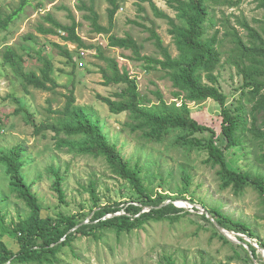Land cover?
<instances>
[{
  "label": "trees",
  "instance_id": "trees-1",
  "mask_svg": "<svg viewBox=\"0 0 264 264\" xmlns=\"http://www.w3.org/2000/svg\"><path fill=\"white\" fill-rule=\"evenodd\" d=\"M107 1L109 4L107 26L98 23L99 15L94 9L93 0H89V4L81 0L78 7L88 12L85 18L91 22L93 31L99 34L111 33L119 8L116 0ZM141 1H148L155 16L167 21L168 33L172 36L178 54L176 56L170 54L161 36L152 27L148 28L149 39L159 51L160 58L142 55L141 45L130 35L117 37L110 34L108 46L131 50L132 55L126 58L141 61L148 71L162 70L171 81L175 100L167 102L157 91V101H152L140 93L136 79L131 77L126 69L120 70L115 59L109 58H105L108 62L107 69H101L103 84L119 85V90L110 96L96 95L110 113L128 112L130 122L126 124L132 132L139 131V138L142 140L139 148L141 155L134 163L122 154L115 142L109 140L100 121L86 108L75 104L72 90L70 95L66 96L64 107L55 111L60 115L55 123H35L32 113L28 112L18 99L19 107L15 111V113L24 112V119L33 126L35 135L51 130L54 132L57 146H67L75 154L103 160L109 171L118 180L124 181L123 188L128 192L129 201H115L102 205L96 191L97 182L90 179L85 187L91 201L88 212L58 211L43 217L41 211L44 206L32 189L35 181H28L24 171L32 162L30 155L26 154V147L16 144L7 149L0 148V167L8 188L5 195L0 193V205L8 196L13 195L22 204L24 210L23 216L18 217L10 228H4L2 225L4 215L0 208L1 227L18 245V250L13 251L3 241L4 233L0 234V264H65L61 254L70 251L77 258L75 243L82 239L101 241L108 244V248L112 250L111 241L120 243L125 235L140 230L146 232V225L160 222L171 225L194 214L209 226L188 219L190 222L197 223L199 229L211 231V238H218L231 246L234 254L228 257L229 260L238 259L241 260V264H253V260L260 259L259 249L252 243L255 242L264 249V241L257 239L255 232L246 223L233 220L218 207L206 206L200 200L201 206L211 214L219 226L254 240L247 242L243 237L235 235L241 242L239 246L247 255L242 257L236 247L214 226L205 212L200 213L196 207L190 209L174 204L176 200L186 199L184 192L187 191L192 179L190 174L192 164L186 161L178 163L181 177L179 194H165L153 188L154 179H159L158 185H163L166 181L158 171L160 165L150 159L151 153L144 154L143 149L147 144L166 143L167 147L182 153H203L205 155L203 164L216 169L220 189H231L233 194L242 195L250 188L257 193L264 207V174L230 167L223 149L240 146L250 155L252 151H248V142L251 145L257 144L262 152L256 158L264 163V36L244 17L235 16L236 22L246 31L247 39L230 24L228 18L223 20L225 30L222 34L231 36L233 44L228 51L227 60L235 65L237 74L242 79L239 87L240 99L237 104L228 106L227 96L220 88L217 73L222 63L220 29L217 28L209 34V28L216 23L213 16L216 5L232 7L239 5L242 0H166L167 6L175 11L174 17L159 9L153 0ZM256 1L257 7L264 8V0ZM27 2L28 0H21L17 9L0 16V31L8 29L9 24L19 15ZM62 8L69 12L70 24H63L51 13H46L42 17L43 22L37 25L36 30L42 35L59 36L64 42L74 44L78 50L76 57L80 59L79 50H87L94 46L85 43L78 35L79 23L67 7ZM139 10L143 8L140 7ZM45 23H48V26ZM136 24L143 26L140 23ZM24 40L34 42L35 38L27 35ZM50 44L66 58V62L72 66L71 74H74L77 62L74 61L73 53L59 43ZM42 52L43 50L39 49L36 53L37 60L41 63L37 71L24 70L23 55L12 46L6 45L0 55L3 64L11 68L23 84L42 91H53L59 86L52 76L53 61ZM207 99L215 101L220 106V134H217L211 126L195 119L188 105V103L199 104ZM246 133L251 135L248 141H246ZM219 141L224 142V147ZM47 172L52 178L51 188L59 204L66 205V194L62 186L64 175L53 166H50ZM189 202L192 203L193 199H189ZM243 244L248 245L252 257ZM157 264L177 263L171 254H163Z\"/></svg>",
  "mask_w": 264,
  "mask_h": 264
},
{
  "label": "rangeland",
  "instance_id": "rangeland-1",
  "mask_svg": "<svg viewBox=\"0 0 264 264\" xmlns=\"http://www.w3.org/2000/svg\"><path fill=\"white\" fill-rule=\"evenodd\" d=\"M81 0H28L19 15L9 24L8 29L0 31V52L8 45L14 47L24 57V70L37 71L41 63L37 60V50H43L42 54L53 61L52 76L58 83L53 91H42L23 84L21 79L14 75L11 68L3 64L0 55V148H9L16 144L26 147V154L32 160L25 169L27 180H34L33 191L37 193L44 209L41 215L55 214L58 211L75 213L77 211H89L91 201L86 192L90 179L97 182V193L100 203L111 204L115 201H129L128 192L123 188L124 181L118 180L112 174L103 160L75 154L67 146H57L54 132L42 131L35 135L33 126L24 119V112L19 111L17 99L21 101L26 110L33 115L35 123H55L60 118L56 110H61L66 102V96L73 91L75 104L87 109L100 121L110 141L115 142L122 154L134 163L140 154L139 148L142 140L139 131L132 132L126 124L130 122L128 112L112 114L107 106L97 98V94L110 96L119 90V85H104L101 69H107L108 62L105 58L115 59L120 70L126 69L137 82L138 90L152 101H157L156 92L159 91L167 102L174 101V89L171 81L162 70L148 71L141 61L126 57L132 55L131 50L108 46L109 35L117 37L132 36L141 45V54L160 58L159 51L149 39L148 28L152 27L161 36L163 44L168 48L172 56L178 51L173 43L172 36L168 33L169 25L165 19L156 17L148 1L141 0H116L119 8L114 18V27L110 34H99L93 31L91 22L85 18L88 12L80 10ZM89 4V0H82ZM94 9L97 11L98 23L108 25L107 0H93ZM21 0H0V16L11 13L17 9ZM155 5L174 17L175 11L170 9L166 0H153ZM67 7L79 23L78 35L85 43L93 45V48L81 49V58L76 57V46L64 42L59 36H45L37 32L36 27L43 22L42 17L51 13L63 24H70ZM142 7L143 10H139ZM216 21L209 28V34L219 28V37L222 39L221 65L217 69L219 85L227 96L228 106L237 104L240 99L241 76L237 74L235 65L228 59V51L233 46L232 37L224 36L225 30L222 24L225 18L234 25L240 35L247 39L246 31L236 22L235 16L244 17L248 23L255 27L264 36V8L257 7L256 0H242L237 6L216 5L213 11ZM140 23L138 25L136 23ZM48 26V23H45ZM31 35L35 41L24 40ZM49 42V43H48ZM50 43H59L73 53L77 67L71 74L72 66L66 62V58L59 54ZM28 48H24V47ZM28 51V52H27ZM29 53V54H28ZM101 53V54H99ZM101 55V56H100ZM83 65L79 66L78 62ZM109 72V70H107ZM16 99V100H14ZM195 119L203 124L211 126L217 134H220V106L213 100L195 104L188 103ZM247 106H249L247 104ZM246 141L251 135L246 133ZM224 142L219 144L224 147ZM250 155L240 146L223 148L228 165L236 170H251L264 174V163L257 160L261 153L257 144L248 142ZM144 154L151 153L150 159L160 165L158 171L166 180L163 185H158L159 179H154L153 188L159 192L176 195L181 189V177L178 163L185 162L193 165L190 170L192 179L184 192L186 200L193 199L192 205L201 206L200 200L206 206L218 207L226 216L233 220H239L250 226L257 239L264 241V207L257 193L248 188L242 195H235L231 189H220L216 176V169L203 164L205 155L198 152L182 153L165 144L144 145ZM53 166L64 175L62 186L66 194V205L59 204L55 192L51 188L52 178L47 169ZM154 169L153 167L151 168ZM170 172V173H169ZM8 191L7 180L0 167V193L5 195ZM193 206H187L190 208ZM0 208L4 215L3 227H11L18 217L23 216L22 204L13 195L1 203ZM195 213V212H193ZM193 219L204 226L196 214L184 218L175 224L167 222L151 223L146 225V232L136 231L131 235H125L122 242L111 241L110 250L108 244L101 241H88L82 239L75 243L78 257L70 251L61 254L65 264H157L163 254H171L177 264H241V260H229L233 255L230 245L223 243L218 238H211V231L199 229L197 223L190 222ZM0 224V234L3 241L13 251L18 250L14 239L9 237ZM234 236V234L232 235ZM250 239V238H249ZM256 240V239H255ZM251 242L254 240L250 239ZM256 244L255 242H253ZM242 257H247L240 244L231 242ZM260 259L253 264H264V257L259 250Z\"/></svg>",
  "mask_w": 264,
  "mask_h": 264
},
{
  "label": "water",
  "instance_id": "water-1",
  "mask_svg": "<svg viewBox=\"0 0 264 264\" xmlns=\"http://www.w3.org/2000/svg\"><path fill=\"white\" fill-rule=\"evenodd\" d=\"M174 204L175 205H177V206H182V207H187V206H193V207H196V208H198L199 209V212L200 213H206V216L211 220V222L214 224V226L219 230V232L222 234V235H224L230 242H235V243H238V244H241V242L240 241H238L237 239H236V237H235V235H237V236H240V237H243L247 242H251L250 241V239H249V237H247V236H244L243 234H239V233H234L233 231H230V230H226V229H224V228H222L221 226H219L216 222H215V220H214V218L211 216V214L209 213V212H206L205 211V209L202 207V206H200V207H198V206H196V205H192V203L191 202H189L188 200H176L175 202H174ZM234 234V236H232ZM252 244H254V243H252ZM244 245V247L246 248V249H248V251H249V253H250V255H251V251H250V248L248 247V245L247 244H243ZM261 252H262V255H263V257H264V249L263 248H261V247H259L258 246V244H254ZM251 257H252V255H251ZM253 259V258H252ZM256 260H253V262H255Z\"/></svg>",
  "mask_w": 264,
  "mask_h": 264
},
{
  "label": "built area",
  "instance_id": "built-area-1",
  "mask_svg": "<svg viewBox=\"0 0 264 264\" xmlns=\"http://www.w3.org/2000/svg\"><path fill=\"white\" fill-rule=\"evenodd\" d=\"M78 65H79V66H82V65H83V62H82V61H79V62H78Z\"/></svg>",
  "mask_w": 264,
  "mask_h": 264
}]
</instances>
